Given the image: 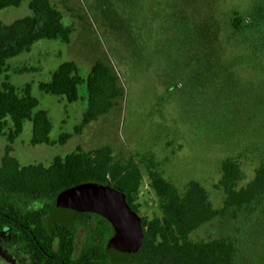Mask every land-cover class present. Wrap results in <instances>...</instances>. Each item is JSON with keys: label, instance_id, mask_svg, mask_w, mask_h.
I'll use <instances>...</instances> for the list:
<instances>
[{"label": "rangeland", "instance_id": "obj_1", "mask_svg": "<svg viewBox=\"0 0 264 264\" xmlns=\"http://www.w3.org/2000/svg\"><path fill=\"white\" fill-rule=\"evenodd\" d=\"M31 1L1 11L0 21L11 25L31 16ZM49 1L62 13L64 24L72 27L70 43L43 40L30 53L10 60L0 89L6 80L21 93L30 85L39 109L48 113L53 124L51 140L58 141L64 133L72 138L64 145L32 146L33 126L25 122L11 153L22 167H49L55 158L79 148L91 152L111 147L116 162L133 158L141 169L143 186L134 200L142 220L161 215L142 160L154 159L163 177L182 193L189 183L198 182L216 209L225 199L217 189L224 161L240 163L242 185L253 180L264 162V71L251 69L257 65L244 50L248 42L239 39L244 26L240 31L232 29L234 13L247 16L253 0L204 4L202 19L192 27L202 33L215 29V42L206 39L193 47L183 34L188 22L201 13L192 0H135L130 36L123 32L120 16L107 13L98 0ZM67 62L76 63L84 78L95 63L103 62L125 91L108 115L86 126L81 134L75 128L87 111L85 86L81 87L85 100L73 104L38 87ZM7 145L6 138L0 137V160ZM242 224L217 220L194 232L191 239L198 243L236 237L242 248L239 264H264V246ZM84 241L81 230L78 249ZM1 255L6 257L5 252Z\"/></svg>", "mask_w": 264, "mask_h": 264}, {"label": "trees", "instance_id": "obj_2", "mask_svg": "<svg viewBox=\"0 0 264 264\" xmlns=\"http://www.w3.org/2000/svg\"><path fill=\"white\" fill-rule=\"evenodd\" d=\"M98 1L107 13L120 16L125 24L123 32L130 36L135 24V0ZM211 1L192 0L193 7L201 13L188 22L183 32L189 46L204 43L206 39L215 42V29L210 27L202 33L192 27L202 19L204 4L210 6ZM23 2L0 0V12L18 8ZM29 8L31 16L11 25L0 21V78L8 73L10 60L30 53L40 41L66 44L71 41L72 27L64 24L62 13L49 0H32ZM185 18L184 14L182 20ZM232 20V29L240 31L244 26L239 39L243 42L245 38L248 42L243 44L244 50L249 60L257 65L251 69L264 71V0H253L247 16L235 12ZM177 28L181 31L180 25ZM82 86H85L88 105L82 123L75 128L77 134L101 116L108 115L125 97L118 77L103 62L95 63L87 78L81 75L76 63H64L53 73L50 81L42 82L38 87L47 95L73 104L84 99ZM39 107L40 102L33 96L30 85H26L21 93L8 80L2 83L0 137H5L8 145L0 162V227L4 216L9 215L14 244L24 248L32 261L38 264H239L242 248L238 238L228 236L198 243L191 239L194 232L217 220L243 223L252 229V238L254 236L264 246V162L256 169L253 180L242 185L244 174L240 163L234 159L224 161L217 189L225 199L223 206L216 209L208 192L198 182L189 183L182 193L163 177L154 159L142 160L150 186L158 198L161 215L142 220L145 233L143 248L126 262L111 259L107 245L114 236V229L103 217L82 213L70 224L48 223L46 220L51 214L64 211L66 194L86 184L120 190L131 209L139 215L134 196L142 189L143 175L133 158L116 162L111 147L91 152L79 148L64 158H55L49 167H22L11 153L12 146L24 132L25 122L29 121L33 126L32 146L64 145L72 138V135L64 133L58 141L51 140L53 124L48 113ZM22 199L44 205L39 210L25 209L19 202ZM79 228L86 235L80 249L77 247Z\"/></svg>", "mask_w": 264, "mask_h": 264}, {"label": "water", "instance_id": "obj_3", "mask_svg": "<svg viewBox=\"0 0 264 264\" xmlns=\"http://www.w3.org/2000/svg\"><path fill=\"white\" fill-rule=\"evenodd\" d=\"M62 221L73 222L79 214L92 213L103 217L114 229L107 249L115 262L134 258L143 248L145 233L142 219L134 212L120 190L99 184L79 186L66 194Z\"/></svg>", "mask_w": 264, "mask_h": 264}, {"label": "flooded vegetation", "instance_id": "obj_4", "mask_svg": "<svg viewBox=\"0 0 264 264\" xmlns=\"http://www.w3.org/2000/svg\"><path fill=\"white\" fill-rule=\"evenodd\" d=\"M19 202L25 209L29 210H39L44 205L42 202H29L24 199L19 200ZM64 212L65 210L63 212L58 210L51 214L46 221H48V223H51L52 225H56L59 222L70 224V222L66 223L62 221V215L64 214ZM81 230L84 233V237L86 238L85 231L81 228H79L77 233L78 238ZM30 233L32 234V232ZM14 241L15 236L13 231L11 230L10 216L5 215L3 218V226L0 227V264H38L32 261L31 257L25 253L24 248L16 246L14 244ZM36 245H38V243H36ZM3 252H5L6 257H3L1 255V253Z\"/></svg>", "mask_w": 264, "mask_h": 264}]
</instances>
